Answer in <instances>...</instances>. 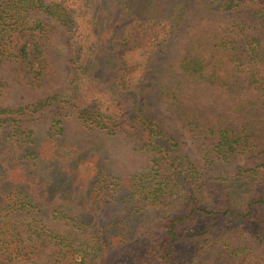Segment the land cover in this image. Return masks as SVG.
<instances>
[{
	"label": "trees",
	"instance_id": "1",
	"mask_svg": "<svg viewBox=\"0 0 264 264\" xmlns=\"http://www.w3.org/2000/svg\"><path fill=\"white\" fill-rule=\"evenodd\" d=\"M56 27L65 84L0 105V264H264V161L201 171L145 107L205 163L251 153L264 0H0V69L47 83Z\"/></svg>",
	"mask_w": 264,
	"mask_h": 264
},
{
	"label": "rangeland",
	"instance_id": "2",
	"mask_svg": "<svg viewBox=\"0 0 264 264\" xmlns=\"http://www.w3.org/2000/svg\"><path fill=\"white\" fill-rule=\"evenodd\" d=\"M49 21L53 26H58L52 20ZM50 50L51 55L54 54L57 57V69L53 78L41 86L30 85L21 74L10 71L8 66H3L0 69V105L24 103L43 94L51 93L56 88L65 84L70 76L71 70L68 63V49L61 35V29L58 27L53 31ZM148 106H150L148 112L155 116L158 123L164 129L174 135L182 150L201 171L211 175L230 174L237 168L264 161V134H262L258 137L257 146L251 153L240 152L226 161L205 163L199 151V146L174 114L166 110L163 105L152 106L151 101L145 103V107ZM154 220L155 218L145 219L142 217L136 224V234L143 226L154 224ZM192 232L196 233L195 231ZM192 232L189 234H193ZM259 252L262 253V259L264 261V252L262 250H259ZM203 256H207L205 250L197 254L192 264H201Z\"/></svg>",
	"mask_w": 264,
	"mask_h": 264
},
{
	"label": "water",
	"instance_id": "3",
	"mask_svg": "<svg viewBox=\"0 0 264 264\" xmlns=\"http://www.w3.org/2000/svg\"><path fill=\"white\" fill-rule=\"evenodd\" d=\"M192 233H194V232H192Z\"/></svg>",
	"mask_w": 264,
	"mask_h": 264
}]
</instances>
